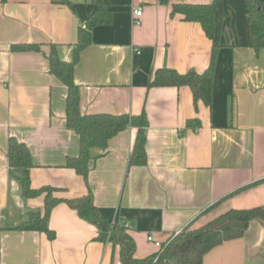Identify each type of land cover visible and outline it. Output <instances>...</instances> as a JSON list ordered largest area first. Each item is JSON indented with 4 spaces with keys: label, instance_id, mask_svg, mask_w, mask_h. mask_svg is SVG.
Returning <instances> with one entry per match:
<instances>
[{
    "label": "crops",
    "instance_id": "crops-1",
    "mask_svg": "<svg viewBox=\"0 0 264 264\" xmlns=\"http://www.w3.org/2000/svg\"><path fill=\"white\" fill-rule=\"evenodd\" d=\"M105 1L111 23L92 30L74 71L79 109L82 115L145 112L147 165L129 166L138 134L129 127L90 163L88 184L66 167L79 155L80 138L68 128V88L50 72L48 57L55 45L62 61L73 60L78 29L98 10L93 0H0V264H123L120 246L98 240L103 229L91 209L56 205L48 221L52 240L18 230L30 212L45 208V194L27 198L26 187H51L62 200L92 192L99 213L126 228L138 260L159 251L149 235L164 243L231 210L264 207V52L250 47L246 0L173 1L218 2L213 40L160 0ZM254 1L264 9V0ZM138 8L143 13L135 24ZM17 44L40 51L14 52ZM216 45L211 107L196 104L187 86L149 87L158 71L205 73ZM196 119L200 127L188 128ZM11 138L30 151L28 176L9 166ZM204 264H264V221L214 248Z\"/></svg>",
    "mask_w": 264,
    "mask_h": 264
},
{
    "label": "trees",
    "instance_id": "trees-1",
    "mask_svg": "<svg viewBox=\"0 0 264 264\" xmlns=\"http://www.w3.org/2000/svg\"><path fill=\"white\" fill-rule=\"evenodd\" d=\"M5 1V0H4ZM174 0H160L164 5L172 6V14H180L187 22H197L202 25L206 36L215 38V17L218 9V0L208 5H192L174 3ZM67 3V0H63ZM98 10L89 18L86 25L78 29L77 43L74 48L73 60L62 61L55 45L51 48L48 57L50 72L62 81L68 88L66 99V114L68 128L73 130L80 138V152L78 157L68 158L66 167L76 171L88 184L91 171L90 163L102 157L108 149L112 138L125 131L129 127L138 129L136 142L129 159V166H146V129L149 125L146 113L139 116L129 115H82L79 109L80 88L75 82L74 71L80 60L81 53L92 43V30L95 27L109 25L112 19V11L108 9L105 0H93ZM248 9V22L251 29L250 47L257 53L264 52V9L254 0H246ZM14 52L40 51L39 45L17 44L12 47ZM218 46H214L211 65L203 74L195 72L181 75L174 70H162L155 74L149 87H183L192 90L194 101L203 102L206 106H212L214 72L216 65ZM199 120H190L188 128H198ZM100 151L98 154L94 152ZM8 161L11 169H18L28 176L33 168L32 157L29 149L23 143L11 138L8 145ZM56 189L44 187L32 190L26 187L24 195L27 198L45 194L44 211H32L26 222L17 227L22 231H37L45 233L49 239L55 238V233L49 228L48 221L52 209L65 201L72 209L82 213L85 209H91L95 219L93 223L100 228L98 240L111 242L114 246H120V254L123 264H204L205 256L214 248L233 240L243 238L252 221L260 219L264 221V207L231 210L213 222L199 229L188 226L182 232L173 235L154 256L138 260L135 258V242L127 233L125 227L112 224L104 218L94 205L92 192L80 199L62 200L56 198ZM230 197L227 196L226 199ZM225 199V198H224ZM219 203V202H218ZM216 205V204H215Z\"/></svg>",
    "mask_w": 264,
    "mask_h": 264
},
{
    "label": "built area",
    "instance_id": "built-area-1",
    "mask_svg": "<svg viewBox=\"0 0 264 264\" xmlns=\"http://www.w3.org/2000/svg\"><path fill=\"white\" fill-rule=\"evenodd\" d=\"M142 13H143L142 8H138V9H136V10L134 11V17H135V19H134V23H135V24H139V23L141 22L140 17L142 16ZM147 240H148L149 243L154 244L155 247L158 248L159 250H160V249L162 248V246H163V245H162V242L157 241V240L154 238L153 235H149V236L147 237Z\"/></svg>",
    "mask_w": 264,
    "mask_h": 264
}]
</instances>
